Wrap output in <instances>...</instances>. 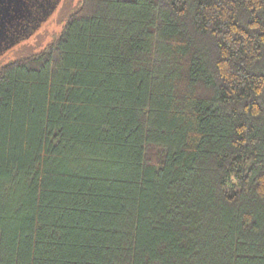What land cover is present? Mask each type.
I'll use <instances>...</instances> for the list:
<instances>
[{"label":"trees","instance_id":"trees-1","mask_svg":"<svg viewBox=\"0 0 264 264\" xmlns=\"http://www.w3.org/2000/svg\"><path fill=\"white\" fill-rule=\"evenodd\" d=\"M0 264H264V0H82L1 66Z\"/></svg>","mask_w":264,"mask_h":264},{"label":"rangeland","instance_id":"rangeland-1","mask_svg":"<svg viewBox=\"0 0 264 264\" xmlns=\"http://www.w3.org/2000/svg\"><path fill=\"white\" fill-rule=\"evenodd\" d=\"M81 1L58 0L47 15L37 17L36 26L22 33H15L17 29L14 28L13 20L7 21L6 26L0 28V67L31 52H39L50 44L61 34L69 15Z\"/></svg>","mask_w":264,"mask_h":264},{"label":"water","instance_id":"water-1","mask_svg":"<svg viewBox=\"0 0 264 264\" xmlns=\"http://www.w3.org/2000/svg\"><path fill=\"white\" fill-rule=\"evenodd\" d=\"M58 0H0V28L12 21L15 33L29 31L36 26L37 17L47 15ZM44 8V10H42ZM8 16L11 18L8 20Z\"/></svg>","mask_w":264,"mask_h":264}]
</instances>
